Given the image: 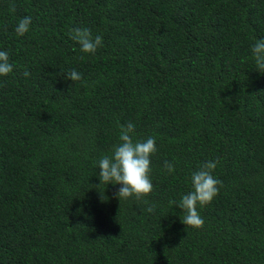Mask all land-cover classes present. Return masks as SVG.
<instances>
[{
  "label": "trees",
  "instance_id": "16d2710c",
  "mask_svg": "<svg viewBox=\"0 0 264 264\" xmlns=\"http://www.w3.org/2000/svg\"><path fill=\"white\" fill-rule=\"evenodd\" d=\"M73 27L103 46L82 53ZM261 38L264 0H0V264H264ZM129 122L157 146L147 204L99 185ZM207 161L222 187L186 227L169 201Z\"/></svg>",
  "mask_w": 264,
  "mask_h": 264
},
{
  "label": "clouds",
  "instance_id": "9594fccd",
  "mask_svg": "<svg viewBox=\"0 0 264 264\" xmlns=\"http://www.w3.org/2000/svg\"><path fill=\"white\" fill-rule=\"evenodd\" d=\"M11 11H15L12 5ZM32 18L30 16L22 17L15 26V34L23 37L30 31ZM70 39L76 42L82 53L94 55L98 48L103 46V37L101 35H93L91 29L73 27L69 30ZM251 54L258 72L264 74V38L257 39L251 45ZM83 59V57H81ZM9 53L0 51V76H7L13 72V64L9 62ZM25 77L30 75L27 70L24 71ZM65 79L71 81H83L82 75L76 70H70L66 74ZM135 126L129 122L126 126H120L119 143L112 148L111 155H103L97 162L100 180L99 185L106 186L111 183L119 184L121 187L114 193L120 200L134 199L136 201H144L153 191V183L151 180V157L157 152L155 137H147L143 140H134L132 134ZM217 167V162H203L199 169L192 172L191 183L192 190L181 196L179 201L170 200V205L182 209L184 212L182 223L186 227L201 229L204 226V220L200 216L197 206L204 207L212 202L222 187V181L214 177L213 172ZM164 169L168 174L175 172V165L171 162H164ZM100 190V198L102 201L108 197L104 195V188ZM154 205H151L142 211L149 213L154 211Z\"/></svg>",
  "mask_w": 264,
  "mask_h": 264
}]
</instances>
